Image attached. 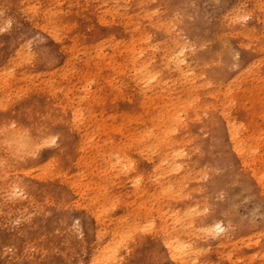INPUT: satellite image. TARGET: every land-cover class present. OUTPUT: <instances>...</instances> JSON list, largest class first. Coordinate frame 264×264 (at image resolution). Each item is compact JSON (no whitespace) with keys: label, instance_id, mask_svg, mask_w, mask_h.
Returning a JSON list of instances; mask_svg holds the SVG:
<instances>
[{"label":"bare ground","instance_id":"obj_1","mask_svg":"<svg viewBox=\"0 0 264 264\" xmlns=\"http://www.w3.org/2000/svg\"><path fill=\"white\" fill-rule=\"evenodd\" d=\"M235 1L229 30L260 25L264 0ZM152 5L1 0L0 264H264V220L239 213L264 198V60Z\"/></svg>","mask_w":264,"mask_h":264},{"label":"rangeland","instance_id":"obj_2","mask_svg":"<svg viewBox=\"0 0 264 264\" xmlns=\"http://www.w3.org/2000/svg\"><path fill=\"white\" fill-rule=\"evenodd\" d=\"M192 1L194 0H189V1L188 0H185V1L166 0L165 2L161 3L159 0H155L157 4L156 6L158 7L161 6V7H160V10H158V9H154V6L152 5L151 13L153 15V21L158 22L159 19L160 20L167 19L166 22L172 23L170 24L171 26L167 28V31L169 32L171 30L169 34L172 33V36H175V37L179 36L178 38L180 39L184 38V34H183L184 32H190L191 34L198 35L199 39H202V41H206L209 39L213 40L214 37H219L220 40L223 38L224 42H227L228 40V42H231V43L235 41H243L248 46L252 45V47H255L257 50H259L260 57L259 56L257 57L264 60V37H263L264 36V16L263 15L259 17V23L261 26L258 25L256 26V28H253L255 27V26H252L253 23L257 24V22H254L251 17V19L247 18V19L242 20L239 24H235L234 26H232L233 28L229 30L227 28V24H226L227 19L225 18V16L228 13H233L234 10L236 9L235 0H203L200 3H196L195 1L194 2ZM0 3H1V0H0ZM181 8L182 10H180ZM156 12H158L157 13L158 15L160 13V15L158 16L157 14H155ZM155 15H157V17ZM222 21L224 22L222 23ZM152 25L153 24H150L151 26L150 31L152 30L151 32L155 37V42L157 43L156 44L157 47L156 49L152 50V53H154L155 57L159 58L160 57L159 52L161 51V46H162V43L164 42V38L162 34L157 30V28H153ZM10 27H11V24L8 25L7 28L5 29L0 28V29H3V31H0V34H7ZM145 27L146 26H143V27L139 26V29H142ZM228 27H231V26H228ZM100 28L101 27L96 25L94 28L91 29V31L86 33L88 36V39L93 40L94 38H96L95 35L97 34V32L98 34L100 33ZM106 29L107 30H104L105 33L106 32L112 33L114 31L113 27H110V29L108 28ZM138 35H140V32H138ZM11 41L13 43H16L19 41H26L29 49L31 50V54L34 55L38 59V62L49 55L47 39L41 34H35V35L33 34H28V35L27 34L25 35L13 34L7 37L6 39V42L8 43H11ZM202 41H199V43L201 42L200 45L198 44L199 45L198 50L200 51H204L205 49V47L203 48L205 44L202 45L203 44ZM243 54L246 56L245 52ZM54 56L57 60L62 58V55L60 54L59 51H55ZM261 62L262 64L260 63L259 66L260 68L264 70V62L263 61ZM214 65L219 66L220 63L214 62ZM263 70H261V72H264ZM239 213H240L241 218L247 219L248 216H250L251 220L255 224H261L264 220V198L262 201H258L254 198H250L247 201H244ZM256 226L257 228H260L263 225H256ZM9 252L11 253L12 250L9 249Z\"/></svg>","mask_w":264,"mask_h":264},{"label":"snow or ice","instance_id":"obj_3","mask_svg":"<svg viewBox=\"0 0 264 264\" xmlns=\"http://www.w3.org/2000/svg\"><path fill=\"white\" fill-rule=\"evenodd\" d=\"M244 19H247V16H245V17H243ZM0 31H3V29H0ZM13 127H14V125H13ZM56 143V138L55 137H51V138H49L48 140H46L45 142H44V144H55ZM44 144H39L38 143V147H43L44 146ZM174 259H175V257H173Z\"/></svg>","mask_w":264,"mask_h":264}]
</instances>
